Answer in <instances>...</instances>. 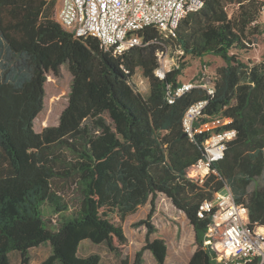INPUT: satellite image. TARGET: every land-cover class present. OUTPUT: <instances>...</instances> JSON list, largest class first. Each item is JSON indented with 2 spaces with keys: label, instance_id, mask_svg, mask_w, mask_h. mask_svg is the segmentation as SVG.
Here are the masks:
<instances>
[{
  "label": "trees",
  "instance_id": "trees-1",
  "mask_svg": "<svg viewBox=\"0 0 264 264\" xmlns=\"http://www.w3.org/2000/svg\"><path fill=\"white\" fill-rule=\"evenodd\" d=\"M202 1L175 34L147 27L139 32L141 45L117 54L98 37L64 29L55 19L57 0H0V264H9L13 251L29 264L31 249L46 243L53 254L41 264H100L99 253L78 255L85 240L105 244L129 264L125 222L146 203L151 209L136 223L147 228L146 243L134 264L144 263L146 250L165 264L167 240L151 237L161 193L194 227L189 264H220L205 244L211 218L201 206L227 186L248 206L251 226H264V186L250 189L264 172V62L241 58L253 35L264 31L263 2ZM170 48L181 54L161 79L159 52ZM207 55L225 61L216 76H198L214 83V96L196 87L170 103L168 85L183 83L186 57ZM64 64L73 75L68 105L57 125L38 132L34 121L44 108L47 73ZM138 68L149 80L147 97L133 83ZM202 99L209 103L195 127L223 116L230 122L222 128L237 135L199 183L187 169L205 157L210 132L192 139L183 118Z\"/></svg>",
  "mask_w": 264,
  "mask_h": 264
},
{
  "label": "built area",
  "instance_id": "built-area-1",
  "mask_svg": "<svg viewBox=\"0 0 264 264\" xmlns=\"http://www.w3.org/2000/svg\"><path fill=\"white\" fill-rule=\"evenodd\" d=\"M56 21L67 31L77 36H95L102 41L106 50L122 54L141 45L144 37L140 31L155 27L166 35L175 34L181 21L192 11L199 10L202 0H59ZM262 13L264 15V0ZM167 52H159V67L156 75L165 79L172 69V59ZM202 87L210 96L215 94L213 82H183L177 88L168 85L170 103L193 88ZM209 99L192 104L183 118L185 132L192 139L196 133L208 131L210 136L205 145V157L187 169L192 180L204 183L213 172V162L223 158L227 142L237 135L233 128H222L230 122L223 116L195 127L203 115ZM202 213H209L211 221L206 233L205 244L217 254L220 264H264V231L261 225L251 226L248 206L239 203L232 189L227 186L206 200Z\"/></svg>",
  "mask_w": 264,
  "mask_h": 264
},
{
  "label": "rangeland",
  "instance_id": "rangeland-1",
  "mask_svg": "<svg viewBox=\"0 0 264 264\" xmlns=\"http://www.w3.org/2000/svg\"><path fill=\"white\" fill-rule=\"evenodd\" d=\"M60 6V1L57 0V9ZM236 7L231 5L229 7V11L232 13L235 11ZM57 11V10H56ZM262 27L264 28V15L261 16ZM253 44L252 47L241 54V58L245 61H253V62H264V31L259 32L256 35H253ZM181 54L180 50H173V48L169 49L167 56L172 59V67L175 63L177 57ZM188 63L186 69L184 70V74L180 77L183 82L188 81H198V76H210L211 78L216 76L217 68L223 66L225 61L218 56L207 55L202 58H193L191 56L186 57L185 59ZM73 75L70 72L68 65L64 64L61 66V69L58 73L54 71H49L47 73V81L45 84V98H44V108L38 114L34 121V128L36 131L41 132L47 126L57 125L60 121V116L63 110L68 105L69 95L71 91ZM133 83L146 97L150 92V85L148 80L144 77L142 69L138 68L136 72ZM260 185L264 186V172L261 176L257 177L255 181L252 183L250 189L252 190L255 186ZM161 202L166 206L167 202L165 197L159 198ZM150 205V203H148ZM170 205V203L168 202ZM168 206H166V209ZM144 207L141 209V214H144ZM168 210V209H167ZM45 213L47 217H52L53 212L49 205H45ZM140 215H131L126 220V230L129 234L132 242L126 248L124 257L128 258L129 264H134L135 257L137 252L145 245L147 232L145 234L142 233V230H145V226H137L136 223L141 220L139 219ZM55 217V216H54ZM56 218V217H55ZM57 219V218H56ZM187 227L190 233L188 234V241H186L183 246V251L177 250L179 248V242L181 241V233L174 234L176 244L173 246V241L169 238L170 242V253H169V262L168 264H173L175 262L184 261L191 249L196 246L194 239V232L191 226L190 221L187 219ZM52 227H56V223L52 224ZM147 231V228H146ZM187 231V230H186ZM139 239L142 240L139 241ZM187 240V239H186ZM95 251H102L100 248V244L93 243L90 241ZM154 256V255H153ZM156 257L152 261H156ZM157 262V261H156ZM147 264H150V261L147 260Z\"/></svg>",
  "mask_w": 264,
  "mask_h": 264
},
{
  "label": "crops",
  "instance_id": "crops-1",
  "mask_svg": "<svg viewBox=\"0 0 264 264\" xmlns=\"http://www.w3.org/2000/svg\"><path fill=\"white\" fill-rule=\"evenodd\" d=\"M143 72V71H142ZM148 80V79H147ZM149 82V80H148ZM165 197L166 201L170 203V205L166 204L168 206V210L166 209V206L161 202L159 198ZM144 207V214H141V209ZM151 209V205L146 203L144 206H141L139 210L134 215H140L139 219H143L147 216ZM187 216L186 214L178 209L172 202V200L166 196L165 194H159L157 198V209L153 216V222L158 227V231L154 234H152V239L157 237H163L167 240L168 247H169V253H170V242L169 238L173 241V246L176 244L175 236L174 234L181 233V241L179 242V248L177 250L183 251V246L185 245L186 241H188L190 238H188V234L190 231L187 227ZM189 220V219H188ZM194 232V227L191 224ZM187 230V231H186ZM125 231L127 236L129 237L130 243L132 242L129 234L126 230V223H125ZM145 230H142V233L145 234ZM194 239H195V232H194ZM187 239V240H186ZM139 241L142 242L141 239ZM196 243V242H195ZM100 248H102V251H95L94 247L92 246L90 240H85L81 243L78 251V255L81 257H86L92 253H99L102 256V260L100 264H122L121 259L114 253L111 252L108 247L105 244H100ZM196 250V246L193 247L188 254L187 258L182 262H175L173 264H189L191 257ZM169 253L165 264H168L169 262ZM31 259L29 264H41L44 262L47 258H49L53 254V248L50 243H46L43 245H40L38 247H35L31 249L30 251ZM154 254L150 250H146L144 253V263L147 264V260L150 261V264H159L157 261H152L154 259ZM9 264H22V257L19 252L13 251L9 254ZM56 264H61L57 262Z\"/></svg>",
  "mask_w": 264,
  "mask_h": 264
},
{
  "label": "bare ground",
  "instance_id": "bare-ground-1",
  "mask_svg": "<svg viewBox=\"0 0 264 264\" xmlns=\"http://www.w3.org/2000/svg\"><path fill=\"white\" fill-rule=\"evenodd\" d=\"M260 230H261V231H264V226H261Z\"/></svg>",
  "mask_w": 264,
  "mask_h": 264
},
{
  "label": "water",
  "instance_id": "water-1",
  "mask_svg": "<svg viewBox=\"0 0 264 264\" xmlns=\"http://www.w3.org/2000/svg\"><path fill=\"white\" fill-rule=\"evenodd\" d=\"M185 135H187V133H185Z\"/></svg>",
  "mask_w": 264,
  "mask_h": 264
}]
</instances>
